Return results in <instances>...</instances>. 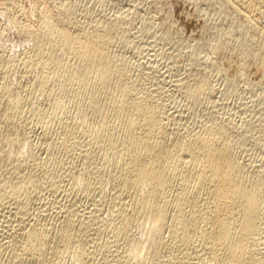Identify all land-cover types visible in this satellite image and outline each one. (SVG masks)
Here are the masks:
<instances>
[{
	"label": "rangeland",
	"instance_id": "374dc122",
	"mask_svg": "<svg viewBox=\"0 0 264 264\" xmlns=\"http://www.w3.org/2000/svg\"><path fill=\"white\" fill-rule=\"evenodd\" d=\"M40 1L45 3L41 7L37 5ZM4 2L0 0V8L5 6L3 9H8L10 16L14 14L11 20L19 23L10 25L11 20L8 22V17L0 12V59L5 57L9 61L5 69L0 64V246L9 243L17 231L23 234L22 226H26L28 220L30 223L27 224L46 225V228L55 225L47 231L56 233V226L59 228L61 221L69 216L67 209L74 207L80 212L74 231L75 248L65 254V260L62 258L59 264H75L77 251L81 250L85 251L86 264H138L113 219L122 199H117V194L114 196L112 183L108 180L111 167L107 160L115 157L113 136H120L122 120L107 118L112 130L98 138L93 123L104 116L79 118L80 107L86 102L79 99L78 85L74 89V85L64 83L66 88L61 97L64 102L68 101L65 105L70 108L66 106L63 115H55L47 104L49 100L39 99L37 92L33 93L35 75L21 67L25 66V49H32V42L23 39L26 33L23 35L22 27L30 28L33 24L31 29L39 30L44 24L39 16L45 17L46 11L60 14L67 10L75 23L71 29L76 33L111 24L108 50L113 63L134 88L146 91L158 101L172 133L189 136L201 133L211 125L227 127L234 155L251 174L259 175L264 181V50L259 52L260 57L257 52L264 30L262 26L256 29L251 22L253 17L262 19V12L255 10L252 14V9L244 10L241 6L237 9L236 0ZM15 4L22 8L12 9ZM29 7L34 11L39 9L34 12ZM27 10H30L27 13L31 12L27 14L29 19L24 15ZM14 16L25 20H22L23 26L18 28L21 21ZM20 54L23 60L19 59ZM31 89L34 96L30 95ZM6 95L25 99L26 106L22 102L21 114L9 116ZM25 137L32 144L34 160L30 155L18 159L12 154L26 141ZM100 188L108 197L101 196ZM111 194L116 201L111 199ZM132 227L136 231L135 222ZM191 246L177 251L181 264H195L200 260L197 255L189 256ZM2 247L5 262L36 264L26 256L27 259L24 256L17 259L18 254L12 255L10 246ZM184 255L186 258L182 263L180 258Z\"/></svg>",
	"mask_w": 264,
	"mask_h": 264
},
{
	"label": "bare ground",
	"instance_id": "6f19581e",
	"mask_svg": "<svg viewBox=\"0 0 264 264\" xmlns=\"http://www.w3.org/2000/svg\"><path fill=\"white\" fill-rule=\"evenodd\" d=\"M4 1L6 3V0ZM236 2L237 9L241 6L245 8L244 10L252 9V12L250 11L252 14L255 10L262 12V19L249 17L256 29L262 26L264 30V0ZM41 4L45 3L40 1L37 5L41 7ZM16 5L18 4L12 9H20L21 3L20 7ZM34 5L36 7L35 3ZM232 6L234 8V5ZM3 7L0 8V12L8 17L9 22L14 14L10 16L8 9ZM12 9L11 12L15 13ZM30 10L25 11L24 15H29L31 12H27ZM41 11L42 9L39 12ZM46 12L48 14L44 13L45 17L39 16L44 20L39 30H35V26L31 29L32 23V26L29 25L30 28L24 27L25 20L18 18L20 24L23 23L17 25L18 28L23 26L22 31H25L23 35L26 33L23 39L32 42V49L29 50L27 47L28 51L26 49L24 51L25 66L21 67H26L28 70L25 71L28 74L35 75L34 84L32 83L33 93L36 91L39 99L49 100L47 104L49 103L55 115L62 114L64 108L68 106L65 105L68 101L64 102V98L61 97L66 88L64 83L74 85V89L78 85L79 99L86 102L80 107L79 118L87 120L91 116H104L93 123L98 138L104 137L107 131L112 130L109 128L111 121L107 118L116 117L122 120L123 129L120 136H113L112 152L115 157L107 160V164L111 167L108 180L110 184L112 183L114 196L117 194V199H122L119 201V212L116 216L114 214L113 219L118 223L121 237L129 246L130 255L138 264H181L177 251L192 244L189 256L200 257L195 264H264V181L259 175L251 174L234 155L229 143V129L211 125L201 133L189 136L174 135L168 128L158 101L146 91L134 88L126 80L123 71L113 63L108 50V38L113 29L111 24L102 28L93 26L76 33L71 29V25L75 23L67 10L60 14ZM245 14L247 15L246 12ZM246 15L245 17H248ZM33 19L36 17L33 16ZM13 20L9 22L10 25L19 23ZM263 50L264 36L257 51L258 57L259 52ZM21 58L23 60V56L19 59ZM8 62L5 57L0 59L4 69ZM53 83L57 86L53 87L55 86ZM33 93L31 89L30 95L34 96ZM4 98H8L5 103L9 105V116L21 114L22 102L24 103L25 99L23 101L20 97L12 96ZM26 137V141L15 148L12 154L18 159L30 155L34 160L32 144ZM70 175L69 173V177ZM87 188L90 190V187ZM99 193L105 198L108 197L101 188ZM109 204L112 203L109 201ZM67 212L69 216L61 221L59 228L56 226L58 229L56 233L50 234L47 231L51 225L46 228V225L42 227L40 224H27L30 223L27 219V223L24 221L26 226H21L24 231L31 228L23 231V234H18L17 231L18 235L15 234L9 243L2 245L5 248L7 245L10 246L11 254H18L17 259L24 256L32 258L36 264H59L62 258L65 260V254L75 248L76 242L74 231L78 212L74 207L68 208ZM10 213L9 215H12V212ZM124 214L128 215L122 218ZM94 217L98 218L96 214ZM38 220L37 222H41ZM133 222L136 231L132 227ZM53 226L55 225L51 227ZM2 245L0 264H10V261L5 262L2 258V252H5ZM185 258V255L181 256L182 263ZM17 259L15 261H18ZM75 261V264H86L84 250L77 251Z\"/></svg>",
	"mask_w": 264,
	"mask_h": 264
}]
</instances>
